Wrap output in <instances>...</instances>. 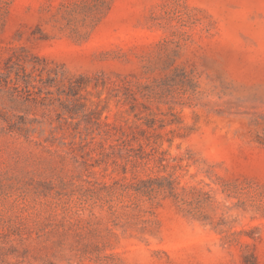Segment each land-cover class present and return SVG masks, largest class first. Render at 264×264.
Here are the masks:
<instances>
[{
  "label": "rangeland",
  "instance_id": "374dc122",
  "mask_svg": "<svg viewBox=\"0 0 264 264\" xmlns=\"http://www.w3.org/2000/svg\"><path fill=\"white\" fill-rule=\"evenodd\" d=\"M99 1L0 0V264H264V0Z\"/></svg>",
  "mask_w": 264,
  "mask_h": 264
},
{
  "label": "trees",
  "instance_id": "16d2710c",
  "mask_svg": "<svg viewBox=\"0 0 264 264\" xmlns=\"http://www.w3.org/2000/svg\"><path fill=\"white\" fill-rule=\"evenodd\" d=\"M111 1V0H110ZM110 2L109 0H100L98 3L93 5L92 7H89L86 11L87 16L90 18L91 24H95L101 15L109 9ZM80 36V35H79ZM73 87V86H72ZM124 135V134H122ZM167 181V188H168V194L170 196H175L174 193V181L173 180H166Z\"/></svg>",
  "mask_w": 264,
  "mask_h": 264
}]
</instances>
